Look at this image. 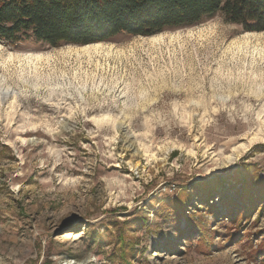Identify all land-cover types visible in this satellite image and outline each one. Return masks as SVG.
<instances>
[{
    "label": "rangeland",
    "instance_id": "1",
    "mask_svg": "<svg viewBox=\"0 0 264 264\" xmlns=\"http://www.w3.org/2000/svg\"><path fill=\"white\" fill-rule=\"evenodd\" d=\"M94 43L0 42V264H264V31Z\"/></svg>",
    "mask_w": 264,
    "mask_h": 264
},
{
    "label": "trees",
    "instance_id": "2",
    "mask_svg": "<svg viewBox=\"0 0 264 264\" xmlns=\"http://www.w3.org/2000/svg\"><path fill=\"white\" fill-rule=\"evenodd\" d=\"M216 14L264 31V0H0V42L85 45L151 36Z\"/></svg>",
    "mask_w": 264,
    "mask_h": 264
},
{
    "label": "bare ground",
    "instance_id": "3",
    "mask_svg": "<svg viewBox=\"0 0 264 264\" xmlns=\"http://www.w3.org/2000/svg\"><path fill=\"white\" fill-rule=\"evenodd\" d=\"M100 43H94V44H92V45H90V46H97V45H99ZM86 47H89V45H83V46H80V48H86ZM27 57V56H26ZM36 58V57H35ZM33 59V58H32ZM36 59H38V58H36ZM7 60V59H6ZM12 60V59H11ZM20 60V59H19ZM25 61V60H24ZM1 93V92H0Z\"/></svg>",
    "mask_w": 264,
    "mask_h": 264
},
{
    "label": "snow or ice",
    "instance_id": "4",
    "mask_svg": "<svg viewBox=\"0 0 264 264\" xmlns=\"http://www.w3.org/2000/svg\"><path fill=\"white\" fill-rule=\"evenodd\" d=\"M113 255H115V254H113ZM110 264H111V261H110Z\"/></svg>",
    "mask_w": 264,
    "mask_h": 264
}]
</instances>
